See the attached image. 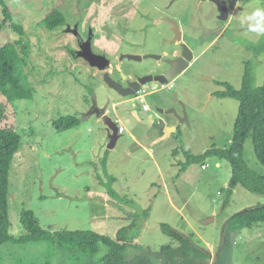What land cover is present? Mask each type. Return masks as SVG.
<instances>
[{"label":"rangeland","instance_id":"obj_1","mask_svg":"<svg viewBox=\"0 0 264 264\" xmlns=\"http://www.w3.org/2000/svg\"><path fill=\"white\" fill-rule=\"evenodd\" d=\"M5 1L12 6L11 10L18 11L17 17H22L25 36L31 46L28 66L23 71L27 81L37 90L32 99L13 103L0 94L5 116L0 120V127L14 128L21 136V146L8 174L10 236L20 238L24 234L20 221L23 210L32 212L41 226L52 232L91 230L116 240L118 231L135 221L136 227L129 231L135 240L128 235L127 242L132 241L138 247L129 248L126 259L146 255L154 264H159L160 246L174 244L161 226L166 223L183 235L194 233L200 240L197 245L210 254L211 264H264V222L239 231L229 227L233 214L264 205V195L237 185L224 205L231 178L229 162L213 156L202 163L186 164L187 153L201 155L211 147L225 149L230 145L238 101L216 96L225 89L223 85L240 88L247 63L253 73V86L264 82V51L255 54L248 49L264 50V35L246 33L238 19L242 13L256 7L264 8V0H226L232 14L218 43L200 54L185 75L171 80L163 88L159 84L158 88L150 89L153 94L142 98L150 112H155L156 119L162 118L166 124L176 127L169 134L139 123L129 111L134 101L117 104L124 96L105 87L102 80L90 77L85 62L76 57L72 59L62 47L70 40L74 49L72 36L64 31L49 33L43 25L44 17L56 9L66 15L71 25L78 22L84 30L86 13L90 11L97 16L101 11L111 16L112 8L108 6L112 2ZM113 2L120 12V4L129 3L124 5L128 7L124 16L132 31L126 38L133 42L127 45L110 43L104 36V16L97 17L96 50L102 49L109 57L122 52L168 51L170 43L164 36L169 37L170 32L167 24L160 21L162 15L152 12L150 17H145L144 8L136 0ZM167 2L150 1L162 9ZM168 11L177 13L187 23L192 45L200 34L206 42L224 26L216 17L217 9L211 0H182L173 3ZM111 27L121 32L124 24L113 18ZM18 38L10 23L0 27V47ZM201 47L199 45L197 51ZM62 55H66L65 62L60 61ZM53 60L55 67L51 64ZM123 62L122 67L128 69L140 65L137 61ZM143 62L147 66L155 64L151 60ZM57 68L66 71L56 76L48 74L51 70L58 71ZM160 95L165 96L167 102L159 101ZM151 101L164 112L157 113ZM114 103L117 107L112 106ZM99 110L124 128L111 148ZM146 112L141 107L139 116L146 118ZM183 116L185 121L180 119ZM67 122L77 123L61 130ZM243 156L250 168L264 172L249 138L245 140ZM146 209H149L148 217L144 215ZM106 252L104 246L98 254L87 255L67 252L45 241L6 242L0 245V264L45 261L99 264Z\"/></svg>","mask_w":264,"mask_h":264},{"label":"trees","instance_id":"obj_2","mask_svg":"<svg viewBox=\"0 0 264 264\" xmlns=\"http://www.w3.org/2000/svg\"><path fill=\"white\" fill-rule=\"evenodd\" d=\"M249 1V0H247ZM3 14L0 27L10 23L13 30L19 35L15 41L8 42L0 47V94L9 103L18 100H30L36 93V87L27 81L24 69L28 66L31 46L26 38V31L22 23V17H17V10H11V5L5 0H0ZM68 22L66 15L53 9L43 19V25L52 34H59L64 31ZM2 29V28H1ZM62 47L71 54L73 50L68 43ZM255 54L263 52V48L248 47ZM255 49V50H254ZM71 52V53H70ZM66 55H62L60 61H66ZM55 62L52 65L55 67ZM51 70L50 76H56L62 71ZM47 74V75H48ZM46 76V75H45ZM253 73L247 66L243 74L240 88H234L230 84H224V90L217 93L219 98L229 97L238 101V113L234 123L233 135L228 148L211 147L201 155L187 153V162L202 163L208 157H218L226 160L231 166V178L226 191L224 205L231 197L233 189L241 185L246 190L264 195V172L256 171L248 166L244 160V143L250 139L257 161L264 167V82L258 87L253 86ZM4 111L0 105V120L4 118ZM77 122H67L60 127L61 130L71 128ZM21 146V136L14 128L0 127V245L6 242L28 243V242H50L67 252L96 255L101 246L106 247L107 252L99 259V264H154L146 255H135L130 260L126 259V251L129 248L138 247L132 243L135 238L132 236L136 222L133 221L129 227L118 231L117 239H112L91 230H61L52 232L44 228L32 212L23 210L20 215L21 225L24 234L20 238H13L9 231L11 220L8 212L9 180L8 174L14 156ZM204 167V165H203ZM149 209L144 211L148 217ZM264 222V205L245 208L233 214L229 219L230 230L239 231L243 228H251L256 224ZM165 234L169 235L174 244L162 245L161 261L159 264H211V256L208 251L200 248L197 244L200 240L194 233L183 235L166 223L162 225ZM134 233V232H133ZM131 235V243L128 241ZM135 235V234H134ZM36 264H53L45 261Z\"/></svg>","mask_w":264,"mask_h":264},{"label":"flooded vegetation","instance_id":"obj_3","mask_svg":"<svg viewBox=\"0 0 264 264\" xmlns=\"http://www.w3.org/2000/svg\"><path fill=\"white\" fill-rule=\"evenodd\" d=\"M101 2L105 3H109L112 2L108 7H111V16L109 15V12H98L101 14H97V16H94L92 14V12L88 11L85 15V19L87 20L84 26V30H81L79 26L78 22H74L73 25H71L69 22H67L64 26V32H66L67 34H70L72 36V40L74 41V49L71 47L70 45V40L68 43V47L73 50V52L71 53L72 59L73 58H80L82 59L87 68H88V74L90 77H92L93 79L98 78L100 80H102L105 84V87H108L109 89H111L113 92H115L116 94H118V92H116L115 90H113L112 88L109 87V85L106 83L105 81V74H108L115 82H117L119 85H121L124 88L128 87L129 83H133L130 86V89H133L134 87L137 86V80L139 79H148V76H151V78L157 76V75H161L164 74V72H166V70L170 67L168 62H170L171 60H177L178 64H176L174 70H177L178 73H176L173 77L172 80H176L179 77L183 76L186 74L187 70L191 68V66L197 61L198 57L200 54H202L203 52H206L207 49H209L210 47H213L214 45H216L218 43V41L220 40V38L223 36L224 31L226 30V21L229 19L230 17V4L224 0L227 4V18L221 19L220 18V14L218 11V7L216 6L217 9V14L216 17L219 20H222L223 23V27L219 30V32L217 33L216 36H214L212 39L207 40L206 42H203V37L202 34H200L199 36H197L195 38V43L192 45V38L189 39L188 37V29H187V23L184 22V20H182L180 15H177V13H173L168 11V9L172 6L173 3L175 2H179L182 0H168L167 4H164L163 9L162 8H158L154 5V3H150L151 0H136V2L138 3V5L141 6V8H144V15L145 17H150V15L152 14V12L156 13V14H160L161 16V23L167 24L168 26V31L170 32V36L166 37L164 36V38L170 43L168 51H162L161 53H151V52H144V53H140V54H126L124 52L120 53L118 56H114V57H109L107 55V53L103 52L102 49L99 51L95 49V39L96 36H98L95 33V27L96 24L98 23L97 17H103L104 16V20H103V26H105V29H103L105 31V38L107 40L108 37V41L112 44H124L127 45L129 43H132L133 41L129 40L126 38V34L127 33H131L132 30H129L130 28V23L126 22L125 19L126 17L124 16V11L128 9V7H125L124 5L128 6L129 3H122L120 4V8L121 12L118 11V9H115L116 7V2H113V0H100ZM135 1V0H134ZM115 3V4H114ZM114 5V6H113ZM113 6V7H112ZM132 10H134V6L131 5ZM135 15V14H134ZM111 17V18H110ZM113 18L118 19L122 21V23L124 24V28H122L121 32L117 30H115L114 28H112V24H113ZM94 19V20H93ZM154 19H152V23ZM117 23V22H116ZM230 25V24H229ZM128 30V31H127ZM149 35V34H147ZM204 43H206L205 45H203ZM100 46L103 47L104 45V40H100ZM84 46L87 50V58L81 57L78 55L81 46ZM202 45L201 49L199 51H197L198 46ZM244 45V44H243ZM196 52V53H195ZM191 56V59L188 58V56ZM100 56H103V61H105L106 65L104 68H99L97 65H92V62H95L98 58H100ZM139 56V58H137ZM113 60H117L116 62H113ZM128 60V61H137L140 62V65H133L132 68L128 69V68H123V61ZM155 61L154 66H147L144 62L142 63V61ZM185 64V67H181L180 64ZM248 66V63L246 65V67ZM182 68V69H181ZM127 70H129L130 72H128ZM95 71V72H93ZM114 71L115 74L114 75ZM149 80V79H148ZM149 89V90H148ZM151 88H145L143 89L144 92H141L143 94V96H147V95H151L153 94V92L150 90ZM142 91L139 90V92ZM119 96V94H118ZM135 96V95H134ZM134 96H130V97H123L125 100L126 99H132ZM124 101V100H122ZM137 100H134V102ZM139 103L142 102V100H138ZM169 101H171V98L169 99ZM121 102V101H119ZM142 109H143V105H142ZM155 110V108H154ZM129 111H131L129 109ZM157 113L158 110H155ZM164 112V111H163ZM98 113L101 114V120L106 128V131L108 133V127L111 126L113 127V122L110 118H108L105 115V112L103 111H98ZM155 113V112H154ZM161 114V113H159ZM155 115H153V123H157L159 120H163L162 118H158L156 119L154 117ZM142 118V117H141ZM139 122V121H138ZM140 123V122H139ZM143 124V123H141ZM147 125V124H145ZM169 125V124H167ZM147 126H151L152 125H147ZM163 134H165L164 130H161Z\"/></svg>","mask_w":264,"mask_h":264},{"label":"water","instance_id":"obj_4","mask_svg":"<svg viewBox=\"0 0 264 264\" xmlns=\"http://www.w3.org/2000/svg\"><path fill=\"white\" fill-rule=\"evenodd\" d=\"M213 1L217 7H218V11L220 14V18L221 19H226L227 18V4L224 0H211ZM79 56L87 58V50L86 48L82 45L81 49L78 53ZM103 56H100V58H98L95 62H92V65H97L99 68H104L106 63L105 61H103ZM139 58V56L137 57ZM189 59H191V56H188ZM117 60H113V62H116ZM169 64V68L166 70V72H164V74L161 75H157L153 78H151V76H148V79H139L137 80V86L134 87L133 89H130V86L133 83H129L127 88L122 87L121 85H119L117 82H115L108 74H105V81L106 83L109 85L110 88H112L113 90H115L116 92H118V94L120 96H125V97H130V96H136L139 92V90L141 89H145V88H151L156 89L158 88V85L160 84V87L163 88L164 85L169 84V82H171L172 77L178 73L177 70H174L176 64H178L177 60H171L170 62H168ZM181 67H185V64H180ZM182 69V68H181ZM164 100L167 102V98L165 96H159V101ZM150 105L152 107H155L159 113H163V109L159 108L158 104H156V102L151 101ZM141 104L137 101L134 102L133 104V108H131L130 113L133 117H135L137 119V121H139L140 123L143 124H147V125H152L155 128H159L161 130H164V132L166 134H169L173 131H175L176 127L173 125H166L165 122L163 120H159L157 123H153V112L147 111L146 112V118H141L139 116V111L141 108ZM146 111V110H145ZM185 116L180 117L181 120L185 121ZM120 137V133H119V128L117 126V124H115L113 122V127L109 126L108 127V147L111 148L113 146H115L118 138Z\"/></svg>","mask_w":264,"mask_h":264},{"label":"clouds","instance_id":"obj_5","mask_svg":"<svg viewBox=\"0 0 264 264\" xmlns=\"http://www.w3.org/2000/svg\"><path fill=\"white\" fill-rule=\"evenodd\" d=\"M238 19H239L240 26L245 29L246 33L264 35V8L256 7L250 12L242 13ZM139 93L141 92H138V94ZM141 104L143 105V102H141ZM143 110L145 109L143 108ZM114 123L117 124L116 122ZM119 127L120 126H118V128ZM123 131H124V128L122 131H119V133Z\"/></svg>","mask_w":264,"mask_h":264},{"label":"built area","instance_id":"obj_6","mask_svg":"<svg viewBox=\"0 0 264 264\" xmlns=\"http://www.w3.org/2000/svg\"><path fill=\"white\" fill-rule=\"evenodd\" d=\"M143 96V94L142 93H139V94H137L136 96H134L133 98H132V100L134 101V100H142V97ZM142 102H143V100H142ZM148 106L146 105V104H144L143 103V108L145 109V110H148V108H147ZM123 130V127L122 126H120L119 127V131H122Z\"/></svg>","mask_w":264,"mask_h":264},{"label":"crops","instance_id":"obj_7","mask_svg":"<svg viewBox=\"0 0 264 264\" xmlns=\"http://www.w3.org/2000/svg\"><path fill=\"white\" fill-rule=\"evenodd\" d=\"M142 97H144V96H142ZM129 101L132 102L133 100H132V99H130V100H129V99H126V100L124 99V101H121V102H119V103H117V104L127 103V102H129ZM143 103L146 104V105L148 106V104H147L144 100H143ZM112 106H114V107L116 106V107H117V105H116L115 103H114ZM147 108H148V110H146V111H150V107L148 106ZM165 124H166V123H165ZM166 125H167V124H166ZM234 243H235V241H234Z\"/></svg>","mask_w":264,"mask_h":264}]
</instances>
